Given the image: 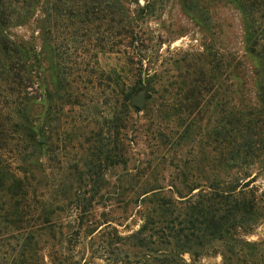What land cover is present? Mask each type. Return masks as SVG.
Wrapping results in <instances>:
<instances>
[{"label":"trees","instance_id":"16d2710c","mask_svg":"<svg viewBox=\"0 0 264 264\" xmlns=\"http://www.w3.org/2000/svg\"><path fill=\"white\" fill-rule=\"evenodd\" d=\"M143 1L0 0V264H206V257L264 264V238L249 239L264 225V0H225L239 17L241 54L215 42L212 15L223 0H154L178 2L201 36L199 49H177L168 59L145 37L141 25L155 4ZM94 35L101 52L115 57L101 71L103 91L116 89L105 132L113 145L91 132L74 165L89 167L94 184L109 169L126 170L120 183L133 188L116 191L114 203L119 218L140 222L126 232L109 213L90 220L97 192L86 197L54 183L50 97L40 123L34 91L39 40L58 56L57 75L49 68L60 108L77 105L75 81L60 76L69 65L64 48ZM143 88L151 107L139 124L130 100ZM61 129L64 144L79 130ZM139 130L156 152L128 169V138ZM82 175L62 178L80 185Z\"/></svg>","mask_w":264,"mask_h":264},{"label":"rangeland","instance_id":"374dc122","mask_svg":"<svg viewBox=\"0 0 264 264\" xmlns=\"http://www.w3.org/2000/svg\"><path fill=\"white\" fill-rule=\"evenodd\" d=\"M150 1L154 3V0ZM140 3L142 5L144 1L140 0ZM154 4L155 10L152 16L146 19L147 21L145 24L141 26L145 28V37L147 36L146 38L154 40V42L162 47L160 52L162 55L161 57L168 59L177 49H187L191 46L198 49L200 48L202 41L198 32V27L191 18L183 14L178 2L155 1ZM212 20L216 24L218 33L217 36H215L217 45L224 50L235 48L239 54H241V27L239 25L238 14L234 7L229 5L225 0L215 3ZM16 31L20 34L28 35L26 28H20ZM36 36L39 35L37 34ZM95 38L96 36L94 35L93 39L89 41L86 40V37H76L68 41L66 48H64V59L66 64L69 65L66 70L62 71L63 74L60 73V76L66 81H75L74 84L70 85L78 95L77 105H64L60 108V102H58V93L60 92L53 85V71L49 68L52 63L55 67L54 73L57 75V51L53 54L56 56L52 58L51 54L49 56L45 45L39 40L37 44L41 59L40 79L39 86L37 88L35 87L34 91H36L38 95V102L40 105L38 111L40 123L44 119V112L47 104L46 95L50 97L49 103H51L52 109L50 110L49 119L51 126L54 128V134L51 136V139L54 145V156L56 158L51 167L54 183L60 188H66L85 194L86 197H90V195L97 192L98 196H96L95 202L93 201V217H91L90 220L95 223L101 222L104 220V217H100L101 213H109L107 219L111 220L115 226L118 221H122L121 226L117 225L116 227L119 231L126 232L127 230L136 229L140 223L138 217L134 215L125 220L119 218V211L116 209V204L114 203L116 198L113 194L116 193V191H120V189L130 190L133 188L127 183H120V180H126V170L117 167L109 169L104 175L106 181L100 182L99 180L94 184L93 181L95 178L93 177V171L89 167H86V169H76L74 165L79 157L84 154L88 145L91 144L93 140L90 135L91 132L97 134V137H100L102 142H106L110 148L113 145V137H110L112 132L110 136L105 132L106 129L112 125L108 124L109 121L114 119L112 99L115 95L114 93H116V89L110 86L109 92L103 91L104 87L101 82V71L102 69H106L107 66L113 67L115 64V57L113 55L103 54L100 50V48L103 47V42H95ZM110 44H113V41H110ZM57 45H60V41ZM95 51H98L97 55ZM106 97H108V99ZM150 107L151 102L146 96L144 107L138 108L140 111L137 113L132 112L130 118L137 121L139 124L145 123L150 115L148 112ZM62 127L65 128L64 130L66 131H69L72 127L77 128V130L79 129L76 132H69V135L75 133L72 137L76 136L74 141H71L70 144H68V142L64 144L62 141ZM41 136H47L44 130H42ZM128 139L131 140L128 151L132 159V163H129L128 169L132 167L135 159H145L148 155L153 156L156 152L154 146L148 142V139H145L140 130L129 136ZM62 147H64L63 151ZM79 173H83V182L80 185L78 182L70 184V182L64 181L62 178L63 176L68 177V175L71 177L73 175L76 176ZM88 177L90 179H88ZM105 192H108L109 195L101 199L100 195ZM263 238L264 225L260 226L255 234L249 237V239L253 241ZM185 258L187 259V256H185ZM202 262L206 264L219 263L220 258L206 257L202 259Z\"/></svg>","mask_w":264,"mask_h":264},{"label":"water","instance_id":"95a60500","mask_svg":"<svg viewBox=\"0 0 264 264\" xmlns=\"http://www.w3.org/2000/svg\"><path fill=\"white\" fill-rule=\"evenodd\" d=\"M147 90L145 88L140 89L135 95L131 97V104L137 108H143L146 102ZM40 141L44 142L43 136H40Z\"/></svg>","mask_w":264,"mask_h":264}]
</instances>
